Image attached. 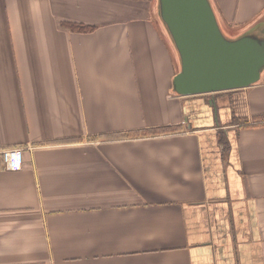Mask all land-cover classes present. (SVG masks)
<instances>
[{
	"label": "crops",
	"instance_id": "0c3cea01",
	"mask_svg": "<svg viewBox=\"0 0 264 264\" xmlns=\"http://www.w3.org/2000/svg\"><path fill=\"white\" fill-rule=\"evenodd\" d=\"M213 1L225 34L264 7ZM179 67L149 0H0V150L23 148L0 154V264H264V124L233 122L264 115V71L179 96Z\"/></svg>",
	"mask_w": 264,
	"mask_h": 264
},
{
	"label": "water",
	"instance_id": "95a60500",
	"mask_svg": "<svg viewBox=\"0 0 264 264\" xmlns=\"http://www.w3.org/2000/svg\"><path fill=\"white\" fill-rule=\"evenodd\" d=\"M180 67L173 78L179 96L247 88L264 71V28L226 36L213 0H156ZM261 32V33H256Z\"/></svg>",
	"mask_w": 264,
	"mask_h": 264
},
{
	"label": "trees",
	"instance_id": "16d2710c",
	"mask_svg": "<svg viewBox=\"0 0 264 264\" xmlns=\"http://www.w3.org/2000/svg\"><path fill=\"white\" fill-rule=\"evenodd\" d=\"M61 26L70 29L71 31H78V32H91L93 31L97 26L94 24H86L82 22H77L73 20H61L60 21ZM232 91V90H229ZM224 92V91H222ZM218 93V92H216ZM242 121L243 125L245 126H257L264 124V115L262 116H256L254 117L251 122L248 118H233V122ZM182 128V125H165L160 127H154V128H139V129H133L129 130L127 132H119L114 134L111 137L118 138V137H141V136H149V135H156V134H162L167 132H174L178 131Z\"/></svg>",
	"mask_w": 264,
	"mask_h": 264
},
{
	"label": "built area",
	"instance_id": "2783aa9c",
	"mask_svg": "<svg viewBox=\"0 0 264 264\" xmlns=\"http://www.w3.org/2000/svg\"><path fill=\"white\" fill-rule=\"evenodd\" d=\"M23 148L11 147L0 150L5 166L9 169H19L22 165Z\"/></svg>",
	"mask_w": 264,
	"mask_h": 264
},
{
	"label": "rangeland",
	"instance_id": "374dc122",
	"mask_svg": "<svg viewBox=\"0 0 264 264\" xmlns=\"http://www.w3.org/2000/svg\"><path fill=\"white\" fill-rule=\"evenodd\" d=\"M149 1L152 3H156V0H149ZM254 27H257L260 31L264 28V7L262 8V11L259 14L254 15V17L252 19L245 22L244 25L241 26L239 29H236L233 32H231L232 34L230 32H228L227 34H225V32H224V34L226 36L227 35L228 36H236V35H238L240 33L242 34L245 31H247L251 28H254ZM256 33H261V32H256Z\"/></svg>",
	"mask_w": 264,
	"mask_h": 264
}]
</instances>
